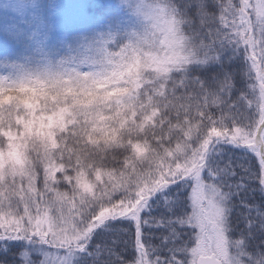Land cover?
<instances>
[{
  "label": "snow or ice",
  "instance_id": "6c2138e0",
  "mask_svg": "<svg viewBox=\"0 0 264 264\" xmlns=\"http://www.w3.org/2000/svg\"><path fill=\"white\" fill-rule=\"evenodd\" d=\"M142 15L98 70L0 80V264H264V0Z\"/></svg>",
  "mask_w": 264,
  "mask_h": 264
},
{
  "label": "trees",
  "instance_id": "16d2710c",
  "mask_svg": "<svg viewBox=\"0 0 264 264\" xmlns=\"http://www.w3.org/2000/svg\"><path fill=\"white\" fill-rule=\"evenodd\" d=\"M125 11L120 10L118 5L96 8L90 12L91 17L84 24L66 30L44 50L35 49L31 44V36L14 20L1 19L0 80L11 82L26 76H35L49 66L56 72V65L60 61L64 62V69L68 70L78 69L83 72L94 65L98 70L100 61L129 43L128 39H124L123 33L144 31L142 24H133L124 17ZM121 40L123 43H120Z\"/></svg>",
  "mask_w": 264,
  "mask_h": 264
},
{
  "label": "rangeland",
  "instance_id": "374dc122",
  "mask_svg": "<svg viewBox=\"0 0 264 264\" xmlns=\"http://www.w3.org/2000/svg\"><path fill=\"white\" fill-rule=\"evenodd\" d=\"M155 3L151 0H19L16 5L4 6L0 20H14L31 36L32 46L44 50L66 30L84 24L96 8L118 5L120 10H126L124 17L133 24H146L142 13Z\"/></svg>",
  "mask_w": 264,
  "mask_h": 264
},
{
  "label": "clouds",
  "instance_id": "9594fccd",
  "mask_svg": "<svg viewBox=\"0 0 264 264\" xmlns=\"http://www.w3.org/2000/svg\"><path fill=\"white\" fill-rule=\"evenodd\" d=\"M19 3V0H0V5H2L3 7H0V11L3 10L4 6H13Z\"/></svg>",
  "mask_w": 264,
  "mask_h": 264
}]
</instances>
